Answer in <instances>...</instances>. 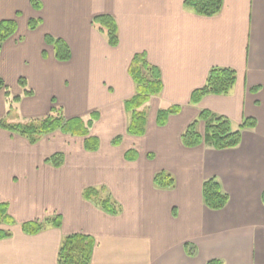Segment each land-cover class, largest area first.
I'll return each mask as SVG.
<instances>
[{"label":"crops","instance_id":"0c3cea01","mask_svg":"<svg viewBox=\"0 0 264 264\" xmlns=\"http://www.w3.org/2000/svg\"><path fill=\"white\" fill-rule=\"evenodd\" d=\"M100 15L116 20L118 47L92 25ZM31 20L40 21L34 31ZM1 21L18 29L0 48V116L9 90L35 120L60 107L66 119L97 112L91 136L99 149L87 151L84 138L60 132L31 145L0 128V204L15 221L12 236L0 240V264H58L62 240L74 234L94 238L92 264H264V0H224L214 17L195 14L184 0H0ZM47 35L67 42L69 62L55 59ZM140 53L160 69L163 91L148 104L157 103L146 111L145 135L134 137L125 102L135 95L128 70ZM215 68L234 70L236 86L192 104ZM174 107L180 112L158 126V111ZM205 110L234 129L246 118L257 127L243 131L236 149L184 147L183 132ZM199 130L205 134L204 122ZM117 137L122 142L114 146ZM130 151L136 160H128ZM56 153L65 156L61 168L45 163ZM159 172L175 186L157 188ZM213 177L230 196L221 211L203 202V183ZM89 188L105 190L121 213L87 201ZM57 217L60 228L35 236L22 230Z\"/></svg>","mask_w":264,"mask_h":264},{"label":"trees","instance_id":"16d2710c","mask_svg":"<svg viewBox=\"0 0 264 264\" xmlns=\"http://www.w3.org/2000/svg\"><path fill=\"white\" fill-rule=\"evenodd\" d=\"M224 0H184V7L192 10L202 17L217 16L223 8ZM40 25V21L31 20L29 29L34 31ZM92 25L101 34L106 35L107 42L112 48L119 45V31L116 20L110 15H100L93 19ZM18 26L15 21L0 22V48L2 44L14 36ZM46 44L54 49V57L59 62H69L72 53L69 45L63 39L52 36H45ZM129 75L132 78L136 91L135 95L125 102V110L129 116L127 134L134 137H143L146 133L147 112L146 106L152 98L160 95L163 91L161 71L158 67L151 65L144 53L134 55L129 66ZM237 83V73L229 68H215L209 72L205 85L193 92L191 103L199 104L208 95L227 96L231 93ZM21 87L26 86L24 79L19 80ZM259 87L253 88L257 92ZM27 94H31L27 92ZM180 112L178 107L161 109L158 111L157 124L164 127L171 115ZM55 113V115H54ZM52 114L38 123L28 125H8L2 120L0 128L14 134H19L26 138L31 145H36L47 135L60 132L64 135L85 139V149L96 152L99 149V141L91 136L94 123L98 120L97 112L92 113L89 119L73 118L66 119L62 111L52 109ZM57 114V115H56ZM205 123V134L199 130L200 123ZM257 121L255 119H244L242 124L234 129L231 121L222 116H215L209 111H202L199 117L194 120L183 132L181 141L186 148H196L202 145L211 147L217 151L236 149L242 142L243 131L255 129ZM121 137L113 141L114 146H119ZM128 160H136L137 153L130 151L126 156ZM65 156L56 153L48 158L45 163L54 168H61L64 165ZM154 185L159 189H171L175 186V179L166 172H159L155 175ZM105 190L93 188L84 191V198L93 202L106 213L116 216L121 213L119 207L109 196L104 197ZM202 197L204 205L212 211H221L226 208L230 201V196L224 191L222 184L216 178H210L203 183ZM264 204V193L262 195ZM8 205L0 204V225L6 224L14 226L15 221L8 214ZM62 220L60 217L46 219L43 222L33 221L22 224L25 234L35 236L43 232L48 227L60 228ZM11 232L0 231V240L8 239ZM96 242L91 236L74 234L62 240L59 253L58 264H92ZM208 264H223L219 260H212Z\"/></svg>","mask_w":264,"mask_h":264},{"label":"rangeland","instance_id":"374dc122","mask_svg":"<svg viewBox=\"0 0 264 264\" xmlns=\"http://www.w3.org/2000/svg\"><path fill=\"white\" fill-rule=\"evenodd\" d=\"M12 94V96H14V92L12 90H9ZM8 97L6 99V108H5V113H2L1 116H2V121L8 125H18V124H22V125H28V124H32V123H38L39 120H42V119H45L47 118L48 116L44 117V118H40V119H33V118H29L28 116H25L24 113L22 111H20V108L18 107V103L15 101V99H13L14 97ZM61 96V95H60ZM2 101V100H1ZM0 101V107H1V104L2 102ZM156 103V102H155ZM157 105V103H156ZM155 104H152V105H148L146 107V111L148 113H151L152 110H154ZM2 109V107L0 108V110ZM63 113V115L66 117V109H62L60 107V109ZM65 111V112H64ZM50 115H53L52 112L50 113ZM55 115V113H54ZM57 115V114H56ZM0 116V117H1ZM90 117V116H89ZM88 116H85V120L89 119ZM61 134V133H60ZM52 137V136H51ZM50 137V138H51ZM105 196V195H104ZM106 197V196H105ZM13 228V230H12ZM14 226H8L6 224H1L0 225V231H7V232H10L12 231L11 233H14Z\"/></svg>","mask_w":264,"mask_h":264}]
</instances>
